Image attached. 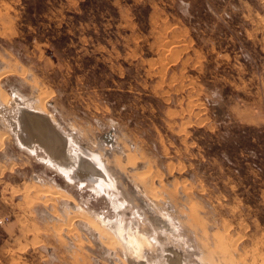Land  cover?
<instances>
[{
    "label": "rangeland",
    "instance_id": "1",
    "mask_svg": "<svg viewBox=\"0 0 264 264\" xmlns=\"http://www.w3.org/2000/svg\"><path fill=\"white\" fill-rule=\"evenodd\" d=\"M14 91L109 150L143 253L150 219L190 264H264V0H0ZM14 133L0 119V264H127L104 196Z\"/></svg>",
    "mask_w": 264,
    "mask_h": 264
},
{
    "label": "bare ground",
    "instance_id": "2",
    "mask_svg": "<svg viewBox=\"0 0 264 264\" xmlns=\"http://www.w3.org/2000/svg\"><path fill=\"white\" fill-rule=\"evenodd\" d=\"M19 95L16 91L12 94L2 92L0 119L11 131H15L14 134L21 147L30 150L37 158L40 157L41 161H46L58 172H63L68 184L86 185L94 193L104 196L113 209V216L106 217L97 213L96 218L102 225L101 231L113 232L112 242L126 253L127 264H190L188 255L185 256L183 251H179L165 239L164 236L168 231L166 223L169 222H165L164 226H157L149 219L151 229L147 245L153 243L155 251L151 252V256L143 253L146 238H139L131 231V223L128 224L125 220L130 213L128 210L133 206V201L122 187L119 172L108 162L109 150H105L101 143L98 148L86 145L75 132V128H64L53 113L45 108L44 103L41 105L32 103ZM45 98L46 96L41 98L42 102ZM10 113L12 116L9 115ZM106 139L111 140L109 136ZM43 151L46 156L43 155ZM128 161L133 163L132 158ZM48 193L46 190L42 194L46 196L50 194ZM75 210L85 219L86 214L89 213L87 208L78 204L75 205ZM132 210L139 214L142 208L137 207ZM87 223L93 228V224L88 221ZM170 227L172 231L176 230L173 225ZM194 254L197 255L196 252ZM196 259L199 261V257Z\"/></svg>",
    "mask_w": 264,
    "mask_h": 264
},
{
    "label": "built area",
    "instance_id": "3",
    "mask_svg": "<svg viewBox=\"0 0 264 264\" xmlns=\"http://www.w3.org/2000/svg\"><path fill=\"white\" fill-rule=\"evenodd\" d=\"M3 220L1 219L0 223L2 222Z\"/></svg>",
    "mask_w": 264,
    "mask_h": 264
}]
</instances>
